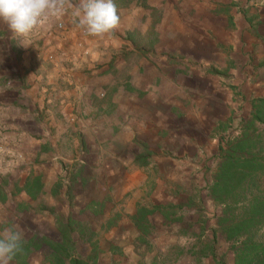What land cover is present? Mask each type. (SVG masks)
<instances>
[{"label": "rangeland", "instance_id": "374dc122", "mask_svg": "<svg viewBox=\"0 0 264 264\" xmlns=\"http://www.w3.org/2000/svg\"><path fill=\"white\" fill-rule=\"evenodd\" d=\"M39 1L56 15L34 28L29 7L0 0V264H54L50 245L65 229L72 247L63 264H235L244 240L264 244V224L226 241L222 220L240 216L242 202L221 204L209 194L220 150L264 99V0H218L251 6L256 19L235 26L233 17L209 16L212 39L197 27L175 31L168 14L162 22L167 0ZM92 4L98 10L86 21H101L81 26L74 12ZM221 25L233 31L223 41ZM99 40L108 57L95 69L108 67L103 86H116L123 104L110 136H134L114 155L92 140L87 150L56 108L31 103L26 84L30 71L54 66L50 50L68 44L76 57ZM251 131L253 151L264 158V123ZM34 179L42 185L37 198L23 190ZM259 182L263 190L264 176ZM140 209L149 212L141 232Z\"/></svg>", "mask_w": 264, "mask_h": 264}, {"label": "crops", "instance_id": "0c3cea01", "mask_svg": "<svg viewBox=\"0 0 264 264\" xmlns=\"http://www.w3.org/2000/svg\"><path fill=\"white\" fill-rule=\"evenodd\" d=\"M14 1L16 2V0ZM85 1L86 0H83V3ZM5 2H9V0H3V6H5ZM154 2L155 0H146L147 6ZM217 2L218 0H172V2L167 0L163 3L165 8H163L164 14L162 12L163 20L161 21H165L166 23L165 18L166 14H168V16H170L167 20H169V23L172 22L171 24L173 28H175V31L177 27L180 32L184 27H197L198 29L201 28L202 35H206L212 39L216 34L211 29L214 24L212 22H207V17H215L223 23L225 17L230 16L233 17L232 21L235 23V26H238L237 22L239 20L245 17H253L251 14L255 11L253 8L248 9V7L251 6H218L216 4ZM171 4L174 6H171ZM253 7H256L258 10L262 8V6ZM108 8H110V6L104 7V9ZM97 10L98 7L94 6V4L90 6H80L79 9L77 8L78 12H74V15L75 17H80L78 22L81 26L85 25L86 22L94 25L101 20L97 21L93 19L91 21H86L85 14H87V12H96ZM131 13H133V11H131ZM81 18L84 20H81ZM255 19L256 15H254L253 21H255ZM68 22V24L76 26L75 18ZM224 26L225 25H221L220 27L222 34H218V38L221 41H223L225 37L230 36V34H233V31H230L229 28L226 29V33L224 34ZM216 29L218 30V27H216ZM67 38L69 41H72L71 39L74 37L68 34ZM47 40V38L44 39V41ZM94 44L97 45L92 46V48H86L85 46L80 47V51L76 53V57L72 54L73 51L68 44H65L66 47L63 46L62 49L55 53L53 50H50L49 55L52 54L54 58V62L51 64L55 67L48 65L35 68V71H30L29 75H27L29 79L26 84L29 85L28 90L31 93L29 96L32 100L31 103H34L37 107L56 108L54 112L56 111L62 116L69 125V128L76 131L77 136L85 138L87 150L90 145L89 142L92 140L95 147L107 149L109 154L114 155L113 148L117 149L125 145L122 141L123 138L127 139V141H132L134 136H130L129 134L123 136L119 134L118 131L114 133L115 136H110L112 130L111 123H116L120 115L117 113V108L123 104H118L120 90L116 88V86L113 88H106L103 86V81H105L106 75H108V67L95 69L97 65L104 62L108 57L107 54L103 52L106 43L104 42L103 45L101 40H99V42H95ZM33 56L34 53H32V57ZM36 57L38 59L39 56L36 55ZM49 58L52 59V56ZM77 58L78 63L83 62L81 65L82 67L79 65L71 67L72 62ZM36 62H39V60ZM55 120H57V118L52 119L53 122H55ZM142 131L146 133V129H142ZM72 138V146L76 148L78 141L76 137ZM114 143H117L116 147H114ZM80 151L82 150L80 149ZM134 182L135 180L131 179L130 184H134Z\"/></svg>", "mask_w": 264, "mask_h": 264}, {"label": "trees", "instance_id": "16d2710c", "mask_svg": "<svg viewBox=\"0 0 264 264\" xmlns=\"http://www.w3.org/2000/svg\"><path fill=\"white\" fill-rule=\"evenodd\" d=\"M131 0H113L116 2ZM255 122L264 123V99L253 104L251 118L244 122L241 136L226 142L220 150V161L209 194L213 201L221 204L242 202L240 216L223 219L225 239L232 242L250 235L253 226L264 224V189H261L260 178L264 176V158L253 151L254 144L249 130L254 129ZM252 132V131H251ZM42 189L38 179L26 181L23 190L31 198H37ZM250 196V198H248ZM141 214L135 217V226L142 231L143 222L149 213L145 209L138 210ZM138 212V213H139ZM68 230H62L59 242L51 244V256L54 264H63L68 257L67 251L72 247V238ZM244 240L242 248L235 250V264H264V244L248 243ZM96 253V251H94ZM72 264H83L71 261Z\"/></svg>", "mask_w": 264, "mask_h": 264}, {"label": "built area", "instance_id": "2783aa9c", "mask_svg": "<svg viewBox=\"0 0 264 264\" xmlns=\"http://www.w3.org/2000/svg\"><path fill=\"white\" fill-rule=\"evenodd\" d=\"M23 5L30 8L31 16L33 20V26L34 28L42 26L45 21L47 20V16L56 15V12L54 10H47L44 11L42 6V2L39 0H19ZM55 25H57L58 28H62V23L57 22Z\"/></svg>", "mask_w": 264, "mask_h": 264}]
</instances>
